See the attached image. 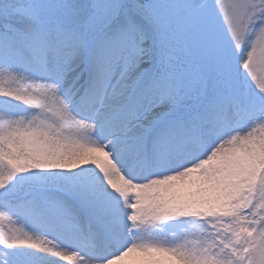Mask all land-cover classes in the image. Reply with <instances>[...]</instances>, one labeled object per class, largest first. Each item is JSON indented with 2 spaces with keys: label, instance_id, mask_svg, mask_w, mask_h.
Returning <instances> with one entry per match:
<instances>
[{
  "label": "snow or ice",
  "instance_id": "1",
  "mask_svg": "<svg viewBox=\"0 0 264 264\" xmlns=\"http://www.w3.org/2000/svg\"><path fill=\"white\" fill-rule=\"evenodd\" d=\"M0 264H264V0H0Z\"/></svg>",
  "mask_w": 264,
  "mask_h": 264
}]
</instances>
